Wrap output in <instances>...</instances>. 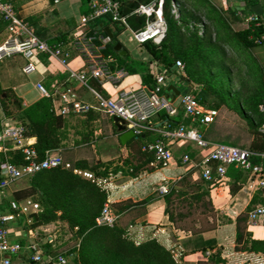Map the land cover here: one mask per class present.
Instances as JSON below:
<instances>
[{"label": "trees", "instance_id": "obj_1", "mask_svg": "<svg viewBox=\"0 0 264 264\" xmlns=\"http://www.w3.org/2000/svg\"><path fill=\"white\" fill-rule=\"evenodd\" d=\"M84 1L90 2V0ZM119 1L122 13L130 14L128 18L130 28L134 31L144 29L147 18L134 13V10L141 3L154 0ZM256 1L246 0L247 7ZM180 12V15L175 12L173 0H164L163 15L167 24L166 34L160 43L149 39L141 44L143 51L149 56L147 60L134 57L127 60L129 53L123 56L116 48L119 43L115 40L116 32L126 28L125 26H119L118 23L111 21L107 30L104 24L96 22L90 24V30L97 28L112 36L105 50L106 56L114 57L112 67H124L129 74L140 75L142 81L149 87L156 84V74L152 72L151 64L159 65V72H165L166 75H179L176 62L182 59L189 76H180L186 83L190 81L189 78L199 74L196 78L198 83L200 82V88L196 93L198 100L210 108L224 110L227 107L237 111L245 121V129L254 136L249 147L239 146L264 152V73L259 75L258 83L250 93L234 95L235 98L234 90L228 84V78L232 76V73L234 74L233 71L239 67L242 68V64L245 63L243 57L245 55L249 57L256 45L264 43V23L241 19V13H245L244 10L231 6L226 10H220L210 0H182ZM199 13L209 17L211 22L210 26H204L202 33L196 24L191 25V22L200 20ZM226 14L230 15L226 16ZM7 30L8 23L0 17V44L7 39ZM208 34L211 35L208 36ZM63 35L56 37V40L60 41ZM210 37L216 40L215 44L211 43ZM228 48L238 50L239 63L228 56ZM10 99L17 100L20 107L17 108L16 105L11 104ZM0 100L5 115L23 124L26 136L36 137L34 145L40 159L45 157L48 150L57 149L63 145V141L68 136L66 118L52 94L42 97L29 106H24L13 90L0 87ZM153 121H160L162 126L172 128L182 123L188 126L196 125L191 119L186 118L182 106H179L175 115H170L164 110L159 111ZM217 122L216 119L210 124H201L199 127L208 139L225 142L213 134V126L217 125ZM206 130L209 131L206 132ZM161 137L162 135L158 132L145 131L132 138L129 145L134 146L137 153L140 152L141 155L146 156V164L154 163V153L143 149L148 142ZM229 144L238 145L233 142ZM190 154L193 156L194 152L190 151ZM8 156L9 159L5 154L2 155L3 162L24 163V155L20 148L10 150ZM253 161L259 163L261 159L253 157ZM102 165L96 164L89 167L86 161L79 160L70 167L58 166L44 169L29 176L28 184L15 190V201L9 204L10 211L15 213L18 202L32 198L39 203L41 210L31 214V222L25 223L27 230L58 221L63 222L65 227L73 232L71 247L57 251L53 248L52 239L42 240L38 237V241L53 257L59 253H66L69 258L68 264H179L173 252L158 239L150 238L137 243L128 234L129 225L121 224L120 221L113 226L97 223V217L108 200L107 191L98 183L99 177L109 175L108 170H99ZM156 165L164 166L165 163L153 164L148 169L154 170ZM80 169H90L95 176L89 178L79 173ZM140 169L142 168H134L132 175H137ZM196 171V168L190 169L181 179L172 182L165 194L166 213L170 221L176 228L192 234L202 233L217 226L215 220L212 222L209 220L210 215L214 213L212 202L206 198L210 195V182L205 181L203 177L195 178ZM246 172L242 168L230 165L227 175L239 179L245 178ZM232 190H234L233 186ZM144 201L125 200L112 203L111 207L120 214ZM260 202L264 203V187L253 198V203ZM3 208L0 205V211ZM249 211L250 208L237 217V247L239 250L264 251V239L252 238L251 233L246 232ZM207 250L208 247L202 248L203 255ZM221 262L225 263L222 250L217 249L201 264H220Z\"/></svg>", "mask_w": 264, "mask_h": 264}, {"label": "crops", "instance_id": "obj_2", "mask_svg": "<svg viewBox=\"0 0 264 264\" xmlns=\"http://www.w3.org/2000/svg\"><path fill=\"white\" fill-rule=\"evenodd\" d=\"M91 2L92 0L89 3L84 0H14L19 15L33 26L41 38L51 43L64 41V51L69 66L75 70L82 69L84 62L76 53L73 41L83 29L90 30V25L81 24V18L91 11ZM210 2L220 10H226L229 6L244 10L245 13H241V19L245 20L252 15H264V0H257L249 7H247L246 0H210ZM176 12L178 15L181 14L178 7ZM103 18L100 23L104 24L108 30L111 20L108 17L106 20ZM126 29L130 32L135 44L129 45L128 48L119 41L121 49L126 51L121 55L130 53L131 48L134 58L149 59L146 52L139 50L141 44L135 39L133 30ZM7 33L9 35L8 30ZM62 34H64L62 39L57 41L56 37ZM251 51L253 56L255 55L256 61L264 68V43L256 45ZM112 58L114 59V57ZM28 63L29 60L21 53L3 57L0 60V87L13 90L22 100V104L29 106L45 96L38 88V83H42L54 96L67 123V138L60 148L52 149V151L61 155L72 166L79 160L86 161L89 167L103 164L99 170H108L109 175L99 177L98 183L107 191V202L110 205L125 200L134 202L147 200L119 214L118 221L121 224L129 225L128 234L133 240L139 243L150 238L158 239L173 252L179 264H201L217 249L222 250V258L225 260V263L221 262L220 264H264V251L239 250L237 247V217L249 208L251 210L258 204H263V202L253 203L255 194L263 187H259L250 178L247 170L245 178L234 179L227 175L224 179L209 184L210 195L206 198L212 202L214 209L209 220L211 222L215 220L216 228L197 234L178 229L166 213L165 194L172 182L181 179L190 169L195 168L193 164L184 163L183 156L187 153L190 154V151L194 152L192 157L195 162H198L202 157L198 148L196 146L193 148V144L186 141L170 142L175 156L174 160L164 166L156 165L154 170H149L148 167L156 163L146 164V156L141 155L140 152L137 153L136 148L129 145L130 140L136 136L129 138L126 142L121 140V132L117 130L114 118L95 108L87 112L77 111L70 102L63 100L62 93L70 90L72 100L96 104L94 94L85 85L71 79L68 69L63 64L45 53L35 55L33 70L25 69ZM151 69L156 74L160 71V66H154L153 63ZM155 69L157 70L155 71ZM90 83L105 95H115L116 93L110 84H100L95 79H91ZM145 85L146 83L142 81L140 75L130 73L122 82L121 88L141 89ZM171 85L173 84H167L166 90L173 96V91H168V87ZM184 85L189 91L190 83L185 82ZM175 87L179 89L177 86ZM180 92V95L184 93L181 90ZM180 95L174 99L178 108L181 106ZM221 111L219 110V113ZM155 118L156 115L153 120ZM186 118L190 120V118ZM218 118L219 114L216 117L217 121ZM4 123L3 114H0V130ZM155 123L161 128L165 127L160 121ZM219 123L218 121L217 125H220ZM213 131L216 138L233 141L231 132L224 133L221 131V127L216 125L213 126ZM28 137L29 142L35 144L36 137ZM13 149L18 148L12 141H0V170L1 164H3L2 155L5 154L9 159L8 152ZM260 162L264 163V160ZM134 168L142 169L137 175H132L131 172ZM196 169L194 177L202 178L201 170ZM78 172L83 175L84 172L94 175L90 169H80ZM27 184V177H25L2 191L0 195V205L4 207L2 213H12L9 204L15 201V190ZM232 186L234 190H232ZM27 199L18 202L17 210ZM33 212L37 211H32L26 216L29 220H32ZM30 222L22 218L9 221L7 225L11 238L23 244L31 240H38L36 231L39 228H30L29 230L25 228V223L29 224ZM247 224L246 232L251 233L252 238L264 239V217H261L253 225L248 221ZM48 225L50 226V224ZM55 245L56 243H53V247ZM203 247H208L205 255H203ZM30 254L29 251H25L23 254L14 256L11 264H41L33 262L30 259ZM0 264H3L1 258Z\"/></svg>", "mask_w": 264, "mask_h": 264}, {"label": "built area", "instance_id": "obj_3", "mask_svg": "<svg viewBox=\"0 0 264 264\" xmlns=\"http://www.w3.org/2000/svg\"><path fill=\"white\" fill-rule=\"evenodd\" d=\"M163 4L164 0H154L149 3H141L134 10V13L147 18L144 29L133 30L134 37L140 44L149 39L160 43L165 37L167 24L163 15ZM173 4L176 12L178 6L176 3ZM129 16L130 14L122 13L119 0H92L91 11L81 18V24H94L103 17H108L112 22L130 28ZM0 17L8 23L9 32L7 39L0 44V60L5 56L21 53L29 60L25 69L31 71L35 68L33 58L39 53H45L50 58L57 59L68 69L70 78L85 85L96 98V104H92L86 101L72 100L70 90L63 92V100L70 102L75 110L87 112L95 108L112 118H121L127 129H132L136 135L145 131H155L162 135L161 138L148 142L144 146L145 150L154 153L156 164L160 162L167 164L174 160L175 156L170 147V142L186 141L194 144L202 153V157L198 162H195L191 154L187 153L183 156V162L199 168L206 181L215 183L224 179L227 176L228 167L234 165L247 170L250 178L259 187H264V163L253 161V157L264 160V152L252 151L239 145L205 137L199 125L212 123L219 114V110L202 104L194 93L187 91L181 94L180 105L185 110V116L196 125L188 126L182 123L175 128L169 126L161 128L157 125L153 121V117L159 111L164 110L170 115H175L179 109L174 103L173 96L166 90L167 75L165 72H157L156 84L153 87L146 84L141 89L121 88V84L129 72L124 67H112L111 63L114 59L105 55L107 44L112 40L111 35L103 33L97 28L92 31L83 29L74 39L73 47L82 58L84 65L82 69L75 70L69 66L64 51V41L51 43L41 38L33 26L19 15L14 0H0ZM249 19L264 23V15H252ZM155 28L157 30L154 32L153 29ZM176 66L178 69H184L185 64L181 59H178ZM91 79H95L100 84H110L116 90L115 95H105L90 83ZM38 88L45 96L51 95L42 83H38ZM0 114H3L5 121L0 130V141H12L15 147L22 150L24 155V163L22 164L10 161H4L1 164V191L22 178L33 176L41 170L58 166H71L61 155L52 150H48L45 157L40 159L35 145L29 142V137L25 135V126L5 115L1 100ZM84 175L89 178L94 177L93 173L89 172H84ZM38 210H41L39 203L27 199L15 213H2L0 211V258L3 264H11L14 256L23 254L25 251L31 253L30 259L36 263L68 264L69 258L66 253H59L53 257L45 251L38 240H31L23 244L11 238L7 223L16 218L30 222L31 219L29 220L26 216L32 211ZM261 217H264V203L258 204L249 211L248 222L253 225ZM118 218L119 214L113 210L109 202H106L97 217V223L113 226ZM30 232L32 233V230Z\"/></svg>", "mask_w": 264, "mask_h": 264}, {"label": "rangeland", "instance_id": "obj_4", "mask_svg": "<svg viewBox=\"0 0 264 264\" xmlns=\"http://www.w3.org/2000/svg\"><path fill=\"white\" fill-rule=\"evenodd\" d=\"M175 3L177 4L179 12H180L181 6H182V0H175ZM202 14L200 13L198 14V16L201 17L200 20L196 22L195 21L191 22V25H194V24L197 25L198 29L200 30V33L204 32L203 31L204 26L206 25L210 26L211 24V22H209L210 21L209 17H207L206 15H202ZM229 15L230 14H226V16H229ZM249 18L250 17H248L247 20H250ZM103 19L106 20V17ZM101 20L102 19L98 20V23H100ZM118 25L122 26L119 23ZM116 33L117 34H116L115 40L122 42L126 47H128L129 45L133 46L135 44V41L133 40L130 32L127 31L126 28H122L121 31L116 32ZM209 35L211 34H208V36ZM211 40H212L211 42L212 44L216 43L215 39L211 38ZM139 50L143 52L142 45ZM227 52H229L227 54L229 57H231V59H234V60L236 59L237 62L239 63V59L237 58L238 50L228 48ZM247 56L248 55H245L243 57L245 59V63L242 64V68L239 67V69H235L233 71L234 74L232 73V76H229L228 78L229 79L228 84H230V86L234 90L233 96L250 93L253 87L256 85V83H258L257 81H258L259 75L260 74L262 75L264 73V68L261 66V64L258 61H256L254 57L255 55L253 56V54L250 53L249 57ZM132 57H133V52H132V49L130 48V53L128 54L127 60H131ZM183 63L185 64L184 61ZM154 66H159V65L154 63ZM156 70L157 69H155V71ZM177 72L179 75L168 74L166 82L168 85L173 84L177 86L182 92H185L187 91V88L184 85L185 81L180 75L184 77L186 76L188 77L189 75L187 74L185 67L184 69H177ZM198 76L199 74H196L195 77L189 78L190 86L188 89L190 92L194 93L195 95L200 88V82L198 83V80L196 79L198 78ZM236 96H234V98ZM218 121L220 122L219 123L220 125H216V126L221 127L222 132L232 133L233 141L231 142L233 143L236 142V144L241 145V146H246V147H249L251 145L254 139V136L253 134H250V132H248L245 129L244 127V125L246 126L245 121L243 120V118L240 116V114L237 111L226 107V109L222 110L221 113H219ZM231 142L225 141V143H231ZM192 147L195 148V145L193 144ZM1 193L2 191L0 190V195ZM205 220H206V217H205ZM222 220H224V218H222ZM37 236L42 240H46L47 238L52 237L53 238L52 240L54 241V243H56V245L53 248L57 251L67 250L69 247H71V244L73 243V239H72L73 232L69 230V228L65 227L64 223L61 221L54 222V223H51L50 226L46 225V226H42L41 228L37 229L36 237Z\"/></svg>", "mask_w": 264, "mask_h": 264}, {"label": "water", "instance_id": "obj_5", "mask_svg": "<svg viewBox=\"0 0 264 264\" xmlns=\"http://www.w3.org/2000/svg\"><path fill=\"white\" fill-rule=\"evenodd\" d=\"M116 48H117L118 50H120L121 54L126 53V51H123V50L121 49V45H120V44H117ZM168 91H173V93H174V94H173V99H176V97H177L178 95H180V93H181L180 90L177 89L174 85L169 86V87H168ZM9 102H10L11 104L16 105L17 108L20 107V103H19L17 100H15V99H10ZM114 120H115V124H116V126H117V130H118L119 132H121L120 138H121V140H122L123 142H126L129 138H131V137H133V136H136V134L134 133V131H133L132 129H127V126L125 125V123L123 122V120H122L121 118H119V117H115Z\"/></svg>", "mask_w": 264, "mask_h": 264}, {"label": "bare ground", "instance_id": "obj_6", "mask_svg": "<svg viewBox=\"0 0 264 264\" xmlns=\"http://www.w3.org/2000/svg\"><path fill=\"white\" fill-rule=\"evenodd\" d=\"M157 30V28L153 29V31L155 32Z\"/></svg>", "mask_w": 264, "mask_h": 264}]
</instances>
